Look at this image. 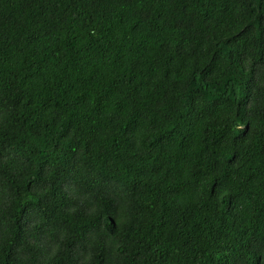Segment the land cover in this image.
I'll return each mask as SVG.
<instances>
[{"label":"trees","instance_id":"trees-1","mask_svg":"<svg viewBox=\"0 0 264 264\" xmlns=\"http://www.w3.org/2000/svg\"><path fill=\"white\" fill-rule=\"evenodd\" d=\"M0 264H264V0H0Z\"/></svg>","mask_w":264,"mask_h":264}]
</instances>
